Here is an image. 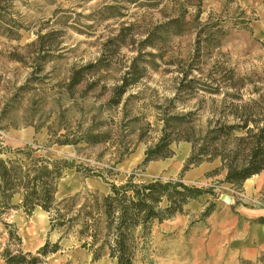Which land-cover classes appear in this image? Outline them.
Here are the masks:
<instances>
[{
    "label": "rangeland",
    "instance_id": "1",
    "mask_svg": "<svg viewBox=\"0 0 264 264\" xmlns=\"http://www.w3.org/2000/svg\"><path fill=\"white\" fill-rule=\"evenodd\" d=\"M1 5L2 157L12 158L14 150L29 144L35 155L74 161L115 183L128 174L149 180L182 173L184 182L211 190L181 217L154 225L136 264H174L170 253L175 247H191L192 237L201 241L207 222L200 217L210 203L214 210L224 204L264 207V194L223 181L220 156L182 171L193 142L198 146L211 129L241 123L243 112L261 117L255 111L264 106V0H1ZM183 11L189 21L186 31L146 45L153 27ZM207 21L227 29L218 48L205 47L197 32ZM133 66L140 76L114 95ZM187 83L195 87H185ZM252 125L249 121L247 127ZM164 134L170 139L168 155L143 163L145 151ZM241 134L222 137L218 150H233L235 136ZM63 140L69 143L60 144ZM69 181L75 187L61 191L59 184ZM83 186L103 193L109 189L101 177L82 180L75 168H68L57 180L55 198ZM224 193L230 202L221 200ZM12 202H19V194ZM37 208L30 215L16 209L7 216L22 249L31 253L59 237L58 231H49L47 212L46 226L39 221ZM59 245L39 264H116L107 256L92 261L71 233Z\"/></svg>",
    "mask_w": 264,
    "mask_h": 264
},
{
    "label": "trees",
    "instance_id": "2",
    "mask_svg": "<svg viewBox=\"0 0 264 264\" xmlns=\"http://www.w3.org/2000/svg\"><path fill=\"white\" fill-rule=\"evenodd\" d=\"M2 9L0 0V16ZM180 14L153 27L146 35V45H153L157 37L186 31L189 21L185 18V11ZM197 17L196 13L192 20L196 22ZM197 32L202 35L203 45L214 49L221 46L227 29L218 22L207 21ZM139 71L136 66L127 70L124 82L114 89V95L121 94L128 83H133L140 76ZM72 78L74 83L78 82V71ZM227 79L232 80L233 76ZM185 87L195 86L187 83ZM244 109L248 111V108ZM255 112L261 115L260 120L252 111L243 112L241 123L220 125L211 129L208 132L210 136H206L198 146L193 142L182 171L191 164L220 156L221 166L225 169L223 181L236 187H241L247 178L264 171V106ZM249 121L252 127H247ZM235 131L242 132L235 136L236 147L227 154L219 151L220 139L231 136ZM169 142V137L164 134L160 142L145 151L142 162L167 156ZM59 143H69V140ZM68 168H75L82 180L92 175L101 177L109 185L108 191L103 193L83 186L57 200V180ZM210 191L184 182L182 173L178 177L156 176L149 180H137L133 174H128L123 182L115 183L102 172L74 161L35 155L30 145L26 144L24 148L14 150L12 158L0 155V238L4 237L0 241L2 264H39L47 255L59 251V240L70 233L80 241L82 248L90 252L92 261L107 256L115 259L116 264H136L137 253L149 244L154 225L186 212L189 201ZM15 194H19L18 203L12 202ZM37 207L48 213L49 231H58L59 237L54 242L46 240L31 253L22 249L17 228L7 216L16 209L30 215ZM213 210L214 203H210L201 216L206 217Z\"/></svg>",
    "mask_w": 264,
    "mask_h": 264
},
{
    "label": "crops",
    "instance_id": "3",
    "mask_svg": "<svg viewBox=\"0 0 264 264\" xmlns=\"http://www.w3.org/2000/svg\"><path fill=\"white\" fill-rule=\"evenodd\" d=\"M241 187L250 194H264V172L247 178ZM195 202L196 199L189 201L186 208L190 204L194 207ZM181 214L156 225L169 223ZM206 222L201 241L192 237L191 247H175L170 253L174 254V264H264V207L224 204L206 216Z\"/></svg>",
    "mask_w": 264,
    "mask_h": 264
},
{
    "label": "bare ground",
    "instance_id": "4",
    "mask_svg": "<svg viewBox=\"0 0 264 264\" xmlns=\"http://www.w3.org/2000/svg\"><path fill=\"white\" fill-rule=\"evenodd\" d=\"M69 182H71V181H69ZM69 182H63L62 184L60 183L59 184V189L61 190V191H63L64 189H66L67 187L68 188H74L75 186H74V184H72V182L71 183H69ZM38 209V210H37ZM36 209V214L38 215V217H39V221L40 222H42L45 226H46V212L45 211H41V209L40 208H37Z\"/></svg>",
    "mask_w": 264,
    "mask_h": 264
},
{
    "label": "water",
    "instance_id": "5",
    "mask_svg": "<svg viewBox=\"0 0 264 264\" xmlns=\"http://www.w3.org/2000/svg\"><path fill=\"white\" fill-rule=\"evenodd\" d=\"M220 198L224 202H230L231 201V197L228 194H226V193L222 194Z\"/></svg>",
    "mask_w": 264,
    "mask_h": 264
},
{
    "label": "built area",
    "instance_id": "6",
    "mask_svg": "<svg viewBox=\"0 0 264 264\" xmlns=\"http://www.w3.org/2000/svg\"><path fill=\"white\" fill-rule=\"evenodd\" d=\"M248 199H250V197H248ZM258 203H259V204H261V202H260V201H258Z\"/></svg>",
    "mask_w": 264,
    "mask_h": 264
}]
</instances>
